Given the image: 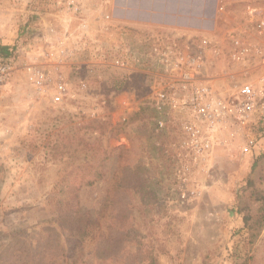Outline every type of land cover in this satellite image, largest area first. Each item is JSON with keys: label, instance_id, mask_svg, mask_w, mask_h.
Instances as JSON below:
<instances>
[{"label": "rangeland", "instance_id": "rangeland-1", "mask_svg": "<svg viewBox=\"0 0 264 264\" xmlns=\"http://www.w3.org/2000/svg\"><path fill=\"white\" fill-rule=\"evenodd\" d=\"M76 1L0 0L11 68L0 84V264H264V134L253 155L244 137L222 136L209 172L181 166V133L158 132L147 107L164 71L116 28L145 29L127 18L134 0ZM218 5L214 24L177 29L213 36L210 77L232 92L228 74L263 73L257 54L232 64L227 38L264 51L246 21L264 0L219 16ZM31 67L65 79L63 102L32 85Z\"/></svg>", "mask_w": 264, "mask_h": 264}, {"label": "built area", "instance_id": "built-area-1", "mask_svg": "<svg viewBox=\"0 0 264 264\" xmlns=\"http://www.w3.org/2000/svg\"><path fill=\"white\" fill-rule=\"evenodd\" d=\"M247 1L219 0L218 16L224 14L232 3ZM70 5L75 6V3ZM79 6L76 3V11L81 10ZM246 21L258 44H263L264 48V5L248 6ZM116 28L120 29L121 34L132 33L138 38L147 59L164 71L160 81L150 89L146 98L147 107L154 113L153 121L158 132L176 126L181 133V166L202 173L209 172L213 167L216 149L227 142L222 137L224 135L244 137L246 143L242 152L245 155L259 152L263 140L255 138V135L264 134V57L261 56L264 51L261 48L243 36H228V58L232 64L246 63L253 54H257L263 69L262 74L250 76L246 81H236L231 77L232 74H228L224 86L229 84L228 81H235L231 92L219 89L210 77L212 67L208 69L206 58L209 52L215 54L217 49L213 36L165 29L148 31L125 26ZM127 53H131V50ZM116 64L125 68L123 59H118ZM10 70L9 62L0 60V84L6 82ZM29 72L35 88L48 92L51 90L55 103L65 100L68 85L62 76L53 78L44 70L33 67L29 68Z\"/></svg>", "mask_w": 264, "mask_h": 264}, {"label": "crops", "instance_id": "crops-1", "mask_svg": "<svg viewBox=\"0 0 264 264\" xmlns=\"http://www.w3.org/2000/svg\"><path fill=\"white\" fill-rule=\"evenodd\" d=\"M137 1L140 2L139 5ZM210 1L211 0H134L132 1L133 5L128 4L130 9L127 18L133 21H143L144 28L148 31L156 29L172 30L171 28L175 30L188 25V27L198 29L199 26L204 28L205 26H210L212 15L213 24L215 22L212 9H207ZM153 12L159 13L160 16L153 19L151 17ZM159 24L160 26L157 27ZM166 24L177 26L170 27ZM176 32L183 33V29H177ZM194 32H196V29H194Z\"/></svg>", "mask_w": 264, "mask_h": 264}, {"label": "trees", "instance_id": "trees-1", "mask_svg": "<svg viewBox=\"0 0 264 264\" xmlns=\"http://www.w3.org/2000/svg\"><path fill=\"white\" fill-rule=\"evenodd\" d=\"M9 50V48L8 47H6V46H4V47H0V60L1 61H5L6 60V58H7V54H3V52H7ZM263 155V154H262ZM261 155V156H262ZM260 156V157H261Z\"/></svg>", "mask_w": 264, "mask_h": 264}, {"label": "bare ground", "instance_id": "bare-ground-1", "mask_svg": "<svg viewBox=\"0 0 264 264\" xmlns=\"http://www.w3.org/2000/svg\"><path fill=\"white\" fill-rule=\"evenodd\" d=\"M215 4H216V0H215V3H210V4H209V5H210L209 9H210V8L212 9L213 6H215ZM211 9H210V10H211Z\"/></svg>", "mask_w": 264, "mask_h": 264}, {"label": "water", "instance_id": "water-1", "mask_svg": "<svg viewBox=\"0 0 264 264\" xmlns=\"http://www.w3.org/2000/svg\"><path fill=\"white\" fill-rule=\"evenodd\" d=\"M214 10H215V9H214V6H213V8H212L213 13H214Z\"/></svg>", "mask_w": 264, "mask_h": 264}]
</instances>
